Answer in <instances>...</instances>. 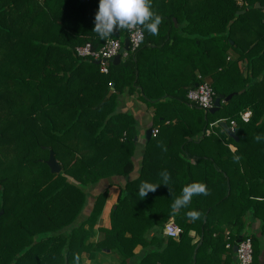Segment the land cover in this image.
Masks as SVG:
<instances>
[{
	"label": "trees",
	"instance_id": "trees-1",
	"mask_svg": "<svg viewBox=\"0 0 264 264\" xmlns=\"http://www.w3.org/2000/svg\"><path fill=\"white\" fill-rule=\"evenodd\" d=\"M193 1L152 0L151 7L163 3L152 7L162 17L158 34L145 30L140 47L103 73L74 50L85 42L97 50L105 41L92 31L99 0H0V264H96L83 262L82 253L92 259L100 251L113 253L117 264H234L232 246L246 236L258 264V238L241 232L247 212L264 229V187L256 186L264 168L245 183L239 159L241 150H264V139H255L264 137V0ZM160 36L156 46L176 52L181 42L196 46L181 61L198 75L173 88V102L160 100L168 88L154 91L138 58ZM111 37L123 45L127 34ZM201 81L216 96H233L214 112L193 105L177 117L172 106L184 101L183 87ZM138 87L140 99L153 106L157 133L145 141L139 176L120 186L104 225L108 190H91L103 179L128 178L134 168L137 123L119 105L122 94ZM247 108L244 122L239 113ZM221 120L236 123L234 137ZM50 150L59 172L46 163ZM229 162L231 169L223 167ZM196 166L199 177L189 175ZM164 170L169 185L141 199V183H162ZM192 182L205 183L209 194L174 212L173 201ZM82 210L88 215L77 221ZM191 210L203 215L192 221ZM169 222L179 237L164 235Z\"/></svg>",
	"mask_w": 264,
	"mask_h": 264
},
{
	"label": "crops",
	"instance_id": "crops-1",
	"mask_svg": "<svg viewBox=\"0 0 264 264\" xmlns=\"http://www.w3.org/2000/svg\"><path fill=\"white\" fill-rule=\"evenodd\" d=\"M191 2H194V1L191 0ZM152 7L162 8L163 3L155 2L153 3ZM179 7H181V4ZM174 23H176V20ZM183 34L184 33L181 31L180 37H184ZM162 37L163 36L157 37L156 38L157 40L153 41L152 45H147V47L143 48L141 52H139L138 58L141 59V65L143 68L145 79L151 85V87H153V90L159 91L160 89L163 90L165 88H168L170 93L168 95L167 93L164 94L163 98H161L160 100L167 101V102H173V96H175L173 95L175 94V92L173 91V88L175 87L177 88L179 85L183 84L184 82H187L193 72H195L198 75V70L197 69L194 70L190 62L181 61L183 56L195 50L196 46L194 43L186 42V45L188 47L186 48V45L182 44L181 42L179 43L180 44L179 50L178 52H176L175 50H171L170 48L163 46V45L156 46V44L160 43V39H162ZM172 43H173V39H169V44H172ZM124 59H126V57H123V56L120 57V61H123ZM164 59H167L165 64L167 62L170 63L169 66H166L164 64ZM260 76L261 75H259L258 78ZM190 87L191 86L183 87V89L187 90ZM140 94H141L140 87L135 89V93L127 94L125 92L124 94L120 96L121 103L119 105V109L121 111L131 114L137 123L136 125L137 135L135 137L136 149L134 150V153H133L134 168L128 178L121 177V176H114L110 179H103L99 183H97L93 188L95 191L93 194L98 193L106 188L108 190L106 207H104V211H103L104 215L103 214L101 215L104 225H108L109 223V220H108L109 219L108 217L109 209L112 206V204L116 202L117 196L119 194L120 186L124 185L126 180L137 178L139 176L140 169L142 166V161H143V154H144L143 146L145 144V141L147 140L145 137V130L148 127H152V129H155V127L153 126L154 124L153 106L150 107L145 101L140 99L139 97ZM176 104H178V106L180 107V111H178L177 109L178 107ZM193 107L194 106L189 102L185 94L184 101H180V103H175L172 106V110L176 109L175 115L179 118H184L183 115H185V113L186 115H188L189 114L188 112H190L193 109ZM184 108L186 109L187 112L185 111L183 112ZM246 110H250V109L247 108L243 111H246ZM222 121L226 123L225 120H222ZM181 122L183 126L186 125L184 121L181 120ZM167 123H169V121ZM221 126L225 130L226 134L230 136V134L228 133L230 129L229 125L226 123L225 126L223 125ZM185 127L187 128V125ZM198 134H196L195 136H199ZM155 135L156 134L151 133V137H154ZM229 148L231 149L230 153L235 151L233 150L234 147L232 145H229ZM241 153H242L241 154L242 158L239 159L241 161L240 167H243L247 171V175H246L247 180L244 179L243 181L249 184V183H252V180L254 179L252 178L251 181H248L249 177H253L254 175L256 176L257 174L255 172H259L260 170L264 168V150H241ZM229 158L230 156H228L225 151L223 159L227 160ZM193 160L194 159H192L191 162H193ZM230 161H231V158H230ZM225 166H229V168L232 167L230 162L223 165V167ZM203 167H206V165H203L202 168ZM196 168L198 169H192L189 175L199 177V174L195 172L200 170L201 167L196 166ZM211 170L212 169H210L209 171ZM256 183H261L260 185H256L258 188L261 189V187H264V180L260 179ZM87 215H88V210H82L77 218V221H82L83 219L87 217ZM262 228H263L262 220L260 218H253L252 214L250 212H247L245 215V226L241 233L248 234L250 236L253 234L258 238L259 253L257 254V257H256L258 264H264V229ZM180 233H181V230H180ZM190 234L193 235L194 234L193 231L190 232ZM94 238H96V235ZM139 250H140V246H137L135 249V252H138ZM109 253L111 252H108V251L97 252L94 258L92 259L88 258L87 253H82V261L83 262H93L96 264H107V262L103 260V255L109 256L107 255ZM234 261H235L234 264H237L236 260Z\"/></svg>",
	"mask_w": 264,
	"mask_h": 264
},
{
	"label": "clouds",
	"instance_id": "clouds-1",
	"mask_svg": "<svg viewBox=\"0 0 264 264\" xmlns=\"http://www.w3.org/2000/svg\"><path fill=\"white\" fill-rule=\"evenodd\" d=\"M152 0H99L98 8L94 17V27L100 39H107L119 30L136 32L142 40L143 32L146 30L151 35H157L162 17L152 10ZM257 141L264 139L260 135L255 137ZM163 151L166 146L160 145ZM239 159V158H237ZM162 183L142 182L139 187L141 199L147 197L150 192H156L160 184L169 185L170 173L164 170L160 173ZM208 195L209 190L203 182H192L182 188V193L172 203L174 212L186 208L195 195ZM203 213L191 210L187 213L190 220L199 219Z\"/></svg>",
	"mask_w": 264,
	"mask_h": 264
},
{
	"label": "built area",
	"instance_id": "built-area-1",
	"mask_svg": "<svg viewBox=\"0 0 264 264\" xmlns=\"http://www.w3.org/2000/svg\"><path fill=\"white\" fill-rule=\"evenodd\" d=\"M127 38L129 40V49L121 54L123 57H127L128 51L137 50L142 40L140 35L136 32L126 31ZM122 42L118 38L109 37L105 39L104 43L99 49H94L91 42H85L82 45L75 46L74 50L76 54L80 57H90L95 61H99L100 71L103 73H108L107 61L112 60V58L118 54L120 48L122 47ZM186 97L192 105H196L206 111L210 110L214 106L215 92L208 82L201 81L197 83L194 87H190L187 90ZM251 116V111L246 110L240 113V117L243 121L247 122ZM222 121V120H221ZM230 129L233 131V127L236 125L234 121L230 122ZM216 125V122L211 123V126ZM157 129H152V134H156ZM208 133V131H207ZM164 235L166 237H179L180 229L174 222H169L165 225ZM236 263L237 264H253V246L252 241L249 236L242 238L237 243L236 250Z\"/></svg>",
	"mask_w": 264,
	"mask_h": 264
},
{
	"label": "water",
	"instance_id": "water-1",
	"mask_svg": "<svg viewBox=\"0 0 264 264\" xmlns=\"http://www.w3.org/2000/svg\"><path fill=\"white\" fill-rule=\"evenodd\" d=\"M259 6V3L256 4V7ZM174 22H175V19H173ZM129 49V40L128 38L126 37L124 40H123V46L120 48L118 54H116L112 60H109L107 61V65H110V64H118L120 62V57H121V54L124 53L125 51H127ZM98 64H99V61H96ZM113 86V84L111 85ZM233 93H230L228 95H224V94H219L215 97V100H214V106L209 110L210 112H214L215 110H217L220 105H221V102H225V101H228L231 97H232ZM221 125L225 126L226 123L221 121L220 122ZM151 133H152V127H148L146 130H145V137L146 139L148 140L150 137H151ZM228 133L230 134V136H235L234 135V132L229 129ZM46 163L47 165L50 167V170L53 171V172H59L61 170V167L59 165V163L57 162V160L55 159L54 157V154H53V151L50 150L49 152V157L48 159L46 160ZM0 213H2V210H0ZM241 239L240 238H237L235 240V243L234 245L232 246V251L234 253H236V250H237V243L240 241ZM233 259L236 260V254L233 256Z\"/></svg>",
	"mask_w": 264,
	"mask_h": 264
},
{
	"label": "rangeland",
	"instance_id": "rangeland-1",
	"mask_svg": "<svg viewBox=\"0 0 264 264\" xmlns=\"http://www.w3.org/2000/svg\"><path fill=\"white\" fill-rule=\"evenodd\" d=\"M94 192H95L94 189H92L91 195H93ZM102 214L104 215V213H102ZM107 255H109V256L103 255V260H105V262H107V264H115V263L117 264L118 260L113 253H112V255H111V253H109Z\"/></svg>",
	"mask_w": 264,
	"mask_h": 264
}]
</instances>
